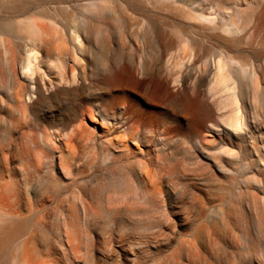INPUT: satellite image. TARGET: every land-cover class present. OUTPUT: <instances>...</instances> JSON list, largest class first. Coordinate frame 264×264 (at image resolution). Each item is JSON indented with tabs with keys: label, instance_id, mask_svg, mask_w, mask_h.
I'll return each instance as SVG.
<instances>
[{
	"label": "rangeland",
	"instance_id": "rangeland-1",
	"mask_svg": "<svg viewBox=\"0 0 264 264\" xmlns=\"http://www.w3.org/2000/svg\"><path fill=\"white\" fill-rule=\"evenodd\" d=\"M10 1L0 0V23L9 33L0 35V197H10L5 203L0 199V219L14 215L27 228L10 242L6 264L39 259L46 264H132L129 254L119 255L122 234L127 236L122 246L143 259L162 257L160 264H181L178 255L172 256L173 245L193 229L202 264H264V0H138L147 9L181 7L200 13L198 4L206 8L205 29H199L200 21L159 14L157 32L166 31V40L152 28L148 14L140 15L121 0L102 3L98 10L68 0L62 12L52 5L48 18L42 14L49 4H33L31 12L19 14L3 5ZM24 21L35 30L34 42L18 31ZM43 21L49 24L47 33L39 28ZM235 35L239 53L227 51L235 58L242 60L246 51L263 52L250 57L252 65L237 84L244 130L236 134L223 124L218 98L208 93L214 58L221 53L215 37ZM31 53H37L40 69L32 79L24 69ZM73 71L71 87L83 86L78 110L74 96L47 100L58 91L60 75L69 81ZM126 72L140 81L136 90L124 82L105 86L109 75ZM153 81L168 87L173 98L186 95L199 104V130L191 131L178 100L146 98ZM110 89L112 99L107 97ZM123 93L144 106L149 120L120 124L102 136L114 122H94L96 108L109 105L108 114L115 118L111 113L119 110L111 107L126 104L115 99ZM51 110H56L55 118L60 111L72 112L69 126L74 131L61 126L55 131ZM82 130L96 138L87 141ZM106 137H113L114 145L103 147ZM122 141L131 152L128 158L119 154ZM113 164L118 170L112 173L108 165ZM93 176L107 179L101 182L104 190H128L126 198H116L140 209L131 213L133 220L126 214L125 229L95 224L83 231L84 256L78 261L69 254L57 207L77 196L89 199L82 189ZM59 184L58 193L54 187ZM144 199L151 205H144Z\"/></svg>",
	"mask_w": 264,
	"mask_h": 264
},
{
	"label": "bare ground",
	"instance_id": "bare-ground-1",
	"mask_svg": "<svg viewBox=\"0 0 264 264\" xmlns=\"http://www.w3.org/2000/svg\"><path fill=\"white\" fill-rule=\"evenodd\" d=\"M68 0H14L10 2H6L3 5H7V7H11V9H14L16 13L19 14H26L31 12L33 4H49L50 9H45L44 15L42 13V17L48 18L49 14L51 13V6L56 5L61 9L64 8V5L67 3ZM74 1H84L85 3L83 6H89L92 9H99L101 8L102 3L112 2V0H74ZM124 3H126L128 6L132 7V9L136 10V12L140 13V15L148 14V17L151 19L150 24L153 25L155 23V26H152L154 30H158V27L156 25L157 21L156 19H159L158 16L162 12H170L171 14H174L178 17H181L183 19L189 20V21H200L199 29H205L204 25H206V22L208 21V18L204 15L205 9L202 4H198V11L200 13H196L194 11H186L184 8H173V7H155L147 9L145 6H139L137 3L138 0H121ZM1 5V4H0ZM137 5V6H136ZM55 6V7H56ZM45 7V6H43ZM48 8V7H45ZM58 10V9H56ZM55 10V11H56ZM156 10V11H155ZM155 19V20H154ZM49 27V24L46 21H43V24L40 25V29H42L45 33H47V29ZM183 31H188V28L184 27L182 28ZM18 31L21 35H27L26 37L29 38L32 42L33 35H34V28L31 26V24L28 21H24L22 23H19ZM11 32V31H10ZM159 34L160 39L166 40L168 35L166 31L163 32H157ZM9 34L8 33V27L5 26V22L0 23V35ZM238 35V34H236ZM234 36L233 39H224L222 37H215V42L219 45L220 54L216 58H214V71L211 75L210 81H209V87H208V93L210 94V97L218 98V111L224 112V115H222V122L226 125L227 130L231 131L232 133H239L244 130V124H243V116L240 110V103L238 94L236 92L237 84L240 80V75L244 74V72L247 70L248 67H250L251 61L249 63L250 57H255L256 59L262 56L261 52L256 51H246V53L240 54L242 58L237 59L233 55L227 53L233 52V53H239L238 52V46L240 45V40L238 39V36ZM2 39V38H0ZM3 43V42H2ZM4 46V45H3ZM242 51V50H241ZM240 51V53H241ZM244 52V51H242ZM6 53V52H5ZM227 54V55H226ZM264 55V53H263ZM38 60L37 53H31L28 54L27 57V63L25 66V71L28 73V77L32 79L33 75L36 74L39 67H36V62ZM65 69V68H64ZM40 70V69H39ZM50 70V69H48ZM61 74V73H60ZM76 72L73 71L72 77L69 81L64 79L63 74H61V85L58 86V91L54 94H51L47 100H53L60 96V100H65L66 96H74L78 99L77 103V110L80 106H82V102L84 100H80V91L83 88L78 87H71L72 84L76 81L75 77ZM63 76V77H62ZM62 81L64 84L62 85ZM126 83V85H129L130 88L136 90L138 88V84L140 81L135 79L133 74L129 75V73H114L107 77V80L105 82V86L112 89L111 84H118V83ZM66 85V86H64ZM110 89V90H111ZM91 91V90H90ZM146 92V98L148 100H178L179 101V110L184 115L186 121L191 122V126L189 127L192 132H196L199 130L203 124V120L200 119L199 113L201 111V108L197 102H194L190 97L179 96L177 98H173V95L168 87H166L161 82L153 81L150 84V87L147 88ZM109 92V95L107 97H111ZM252 100H254L255 94H252ZM117 100H125L126 104L122 107H111L117 110H119L117 113L113 112L112 115H115L116 117H110L109 112L110 108L104 104H101V107H97L96 111H98L99 117H95L94 122L103 123L107 120H112L114 123H108V127L105 130V132H102V136H109L110 131H112L114 128L117 129L118 126L121 124L123 127L128 126L133 122V120H139L144 123L148 122L146 117L149 115L144 114V106L137 105L136 103H133L132 100H135L132 98V100L125 95V93L121 94V96L115 97ZM39 100H43V96H40ZM199 100V98H198ZM174 103V101H172ZM63 103V102H62ZM40 102H36L34 104L35 108H38L40 106ZM54 104V103H53ZM55 109V108H54ZM55 111L51 110L49 112V117H51L49 120L51 121V124L55 131H60L58 126H61L64 129V131L72 132L74 131V128H70V122L72 121V118L74 115L72 112H59V117L55 118ZM148 111V110H147ZM175 111V110H174ZM128 114H130L128 116ZM101 119V121H100ZM179 121V120H178ZM59 124V125H58ZM112 125V126H110ZM211 125V124H210ZM215 126V125H211ZM82 135L85 134V139L87 141H92L96 138V136L93 134V132L90 131H84L82 130ZM112 134V133H111ZM95 137V138H94ZM123 143L120 145V147L123 148V151H121L119 154L122 155L123 158H128L131 155V152L127 149V145L125 141H122ZM102 146L110 147L111 145H114L113 137L107 139L104 138L102 140ZM220 150L222 147L219 148ZM212 154V152H210ZM214 154V153H213ZM219 155V154H218ZM216 156H214L215 158ZM146 164V163H145ZM128 167L131 169L133 165H128ZM149 167V166H148ZM146 166L144 169L145 176H150V170ZM70 168V167H69ZM143 167H141L142 169ZM122 169H127V166H123ZM114 170H118V167L116 165H108V171L112 172ZM85 169L79 168L78 172L85 173ZM88 171V170H87ZM93 172V170H91ZM90 171V172H91ZM140 171V170H139ZM74 174V169H70V175ZM111 179V178H110ZM106 182V178H97L96 176H93L89 178L87 181V185L82 189V191L89 195V199H81L82 197L77 196L75 199H73L72 202H67L66 204H60L57 208L61 210L62 212V222L64 226V233L65 237L67 238L68 242V251L69 254L74 257V259H79L83 257V252L81 251L82 243H83V231H88L89 228L92 225H99L102 229L106 230V227H114L116 225L121 226V228L125 229V220H126V214H128L127 220H133L134 218L131 216V213L135 212L136 209L139 207V205L131 204L125 199L119 200L118 197L116 198V195L122 196L123 198H126L127 196L125 194L128 193V190L125 192L123 191H115V190H104L103 186L101 185L102 181ZM109 180V179H108ZM113 180H117V178H113ZM112 180V181H113ZM108 181V182H112ZM114 182H112L113 184ZM155 188V185H153ZM55 190L59 193L60 184L55 185ZM17 190V189H16ZM126 196V197H125ZM0 199L3 203L6 202V200L10 199V197L7 196H1ZM115 200H117L118 203H114ZM65 203V202H64ZM144 205H151V203L144 199L143 202ZM141 207V206H140ZM54 208V207H53ZM56 208V209H57ZM49 211V210H48ZM52 211V210H51ZM56 211V210H55ZM50 213V212H49ZM59 213V212H58ZM45 216V215H44ZM57 216V213H56ZM9 219H0V264H6V258L9 253V246L10 242L14 239L18 238L24 230L27 228V223L19 221V219L14 216L10 215L8 217ZM45 219V217L43 218ZM61 219V218H60ZM151 223H154V217L149 218ZM69 229H75L77 236L74 237L73 233ZM135 229V228H134ZM194 230V229H193ZM193 230L187 234L186 236H183L181 238H178L176 240V243L173 245L172 250V256L178 255L179 256V262L181 264H202L201 256L199 252V248H197L194 239H191L193 235ZM61 237L62 234H60ZM127 241V236L125 234H122L120 237V250L119 255L129 254L127 259L132 264H160L162 257H156L153 259H143L138 252L134 250H129L125 248L124 243ZM81 245V247H80ZM66 252V250H65ZM68 256V252H66ZM70 255V256H71ZM127 256V255H126ZM173 259V258H172ZM175 260V259H174ZM166 261V260H165ZM169 263V261L167 262ZM35 264H46L45 260L37 261ZM52 264H55L53 262ZM112 264H118L113 262Z\"/></svg>",
	"mask_w": 264,
	"mask_h": 264
},
{
	"label": "water",
	"instance_id": "water-1",
	"mask_svg": "<svg viewBox=\"0 0 264 264\" xmlns=\"http://www.w3.org/2000/svg\"><path fill=\"white\" fill-rule=\"evenodd\" d=\"M134 76V75H133ZM135 77V76H134ZM135 79H137L136 77H135ZM138 80V79H137Z\"/></svg>",
	"mask_w": 264,
	"mask_h": 264
}]
</instances>
